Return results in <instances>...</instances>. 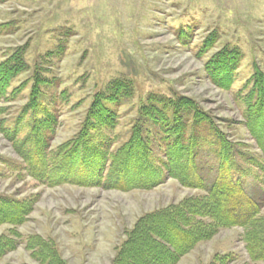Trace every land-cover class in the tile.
Segmentation results:
<instances>
[{
  "label": "rangeland",
  "instance_id": "rangeland-1",
  "mask_svg": "<svg viewBox=\"0 0 264 264\" xmlns=\"http://www.w3.org/2000/svg\"><path fill=\"white\" fill-rule=\"evenodd\" d=\"M212 35L217 43L205 53ZM224 48L241 56L229 90L216 86L206 71ZM17 53L27 68L0 100V195L29 203L33 211L23 225L0 226V238L18 244L0 264H40L29 246L34 238L53 241L66 264H112L142 217L206 194L171 177L129 191L48 187L30 177L7 132L22 117L38 78L39 106L21 118L17 140L28 134L34 116L41 120L48 111L58 117L52 141L57 150L79 133L96 95L122 82L129 98L105 103L118 119L115 129L105 131L115 139L113 152L128 141L148 98L160 96L194 101L230 142L255 159L262 155L246 125L243 101L256 71L264 76V0H0V64ZM145 131L150 138L155 133L151 123ZM212 163L201 164L203 175ZM239 163L250 171L248 192L259 197L254 187L260 171ZM211 227L214 234L178 264H264L250 258L244 228Z\"/></svg>",
  "mask_w": 264,
  "mask_h": 264
},
{
  "label": "trees",
  "instance_id": "trees-1",
  "mask_svg": "<svg viewBox=\"0 0 264 264\" xmlns=\"http://www.w3.org/2000/svg\"><path fill=\"white\" fill-rule=\"evenodd\" d=\"M216 43L215 36L208 37L203 51L209 52ZM240 57L239 50L224 48L206 64L207 74L216 86L230 89ZM26 68L20 53L0 64V100L12 80ZM36 81L21 118L39 106L40 90L37 88L43 82L39 78ZM252 82L243 103L247 106L246 125L262 152L257 159L245 153L242 146L230 142L194 101L160 96L148 98L147 104L139 110L128 141L113 152L115 139L105 131L115 129L118 119L105 103L119 105L121 99L129 98L130 88L122 82L112 84L109 94L96 95L79 133L57 150H53L52 141L58 117L48 111L41 120L33 117L31 128L23 139L17 140L21 118L7 132V137L14 143L27 174L48 187L105 185L129 191L152 188L171 177L187 188L206 193L202 198L185 199L142 217L129 232L112 264H178L198 243L214 234L210 229L212 225L215 230L244 228V242L250 258L264 263V216L261 215L264 209L263 73L256 71ZM149 123L155 132L151 138L145 131ZM157 147L163 149L162 157L157 156ZM237 159L260 171L258 185L253 186L260 191L259 197L256 192V196L248 192L246 176L250 171L242 168ZM203 160L209 164L213 162L212 167L205 169L206 176L202 173ZM32 211L31 204L0 195V226L23 225ZM17 245L12 239L0 238V258ZM29 246L32 258L40 264H66L51 240L34 238Z\"/></svg>",
  "mask_w": 264,
  "mask_h": 264
}]
</instances>
